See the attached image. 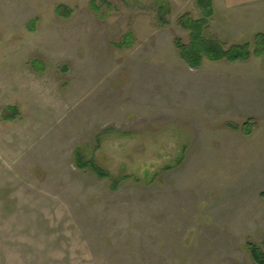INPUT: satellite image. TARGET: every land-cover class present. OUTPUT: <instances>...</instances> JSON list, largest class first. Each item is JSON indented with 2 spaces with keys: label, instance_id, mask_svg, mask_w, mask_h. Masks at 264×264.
I'll return each mask as SVG.
<instances>
[{
  "label": "rangeland",
  "instance_id": "rangeland-1",
  "mask_svg": "<svg viewBox=\"0 0 264 264\" xmlns=\"http://www.w3.org/2000/svg\"><path fill=\"white\" fill-rule=\"evenodd\" d=\"M183 17L264 34V0H0V264H255L264 55L193 69Z\"/></svg>",
  "mask_w": 264,
  "mask_h": 264
},
{
  "label": "trees",
  "instance_id": "trees-1",
  "mask_svg": "<svg viewBox=\"0 0 264 264\" xmlns=\"http://www.w3.org/2000/svg\"><path fill=\"white\" fill-rule=\"evenodd\" d=\"M207 5L211 8L212 0H207ZM180 23L183 28L191 32L192 44L186 46L178 41L176 47L179 50L181 59L193 69L200 68L204 59L210 62L226 61L234 64L249 61L252 57H261L264 55V34L256 36L255 50L253 52L251 51L250 44L233 46L226 50L216 39L205 37L208 28L207 20H193L189 17H183ZM233 128L236 129V127ZM109 131L110 130L103 132L102 134H107ZM243 131L247 134L251 133L249 126H244ZM75 159L80 168L89 167L99 178H110L113 189H117L122 182L129 179L126 175L113 178L111 174H109L105 168L98 165L96 161L93 159L86 160L85 152L82 148L76 150ZM246 248L255 264H264V250L261 247L249 243L246 245Z\"/></svg>",
  "mask_w": 264,
  "mask_h": 264
}]
</instances>
